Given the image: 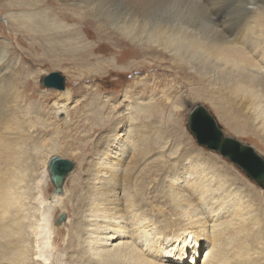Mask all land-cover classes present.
Returning a JSON list of instances; mask_svg holds the SVG:
<instances>
[{
	"label": "rangeland",
	"instance_id": "obj_1",
	"mask_svg": "<svg viewBox=\"0 0 264 264\" xmlns=\"http://www.w3.org/2000/svg\"><path fill=\"white\" fill-rule=\"evenodd\" d=\"M124 2L113 1L111 9L125 8ZM151 10L155 17L178 18L175 5L151 7ZM2 11L13 17V30L5 23ZM98 17L94 19L93 14L75 5L67 6L65 0H0V54H5V63L10 65L6 78L9 86L4 92L7 105L2 102L5 115L0 128V245L7 244L5 240L18 237L13 232L15 229H8L10 224L4 223L11 219L10 214L17 215L14 216L17 222L24 218L27 226L33 225L35 218L32 216L35 210L31 212L30 205L14 206L11 208L13 212L9 209L8 213L5 205L2 206V201L5 202L9 196V188H5L9 173L21 169L17 163L10 164L14 161L13 156L17 155L24 163L23 173V169L28 167L29 172L31 170L34 176L39 177L45 170L44 161L58 155L75 164L65 180L64 194L61 195L67 194L64 212L71 220L67 224L64 221L61 228L53 230L44 264H139L141 261V264H146L143 260L147 258L152 263L177 264L175 250L169 247L172 242L165 241L160 245L162 234L155 235L154 232L150 236L155 237L152 238L154 241L151 239L152 242L147 243L149 236L142 237L143 234L138 232L139 238L136 233L133 236L131 222L136 219L144 221L142 217L147 216L149 224L157 225L153 226L156 231L169 228L165 229L168 235L175 232L173 228L179 226L180 229L192 222L178 223L182 210L186 214L190 212L189 217L205 215L222 203L226 205L222 206L224 209L220 210V218L216 221L223 225L221 238L232 237L229 234L232 215L235 213L236 217H241L244 212L248 220L241 223L243 232L234 240L235 245L243 250L251 249V252L256 248L249 264H254L255 259H258L257 264H264V189L238 165L200 145L189 128L190 113L201 104L216 118L227 136L253 146L264 155V93H256L251 86L264 85V76L247 75L240 68L242 64L238 68L249 83H236L231 73L209 78L198 70H192L190 58L184 56L188 52L194 54L195 60H202L205 49L194 48L186 42L183 44L181 39L170 41L157 34L142 37L144 43H139L138 39L133 42L117 33L121 32L118 28ZM235 44L239 46L238 55L246 65H261L259 57L247 49L248 45L243 46L237 41ZM215 54L220 55V52L212 50L211 55ZM229 58L232 59L231 54ZM52 72H59L64 77V91L49 88L42 82ZM69 89L72 90L71 96L63 100L69 112L59 114L56 100ZM255 98L260 104V116L253 113L251 99ZM12 132L17 138L4 137L6 134L15 136ZM14 150L18 153L13 154ZM9 155H13L12 159ZM101 169L103 174L98 177ZM102 180L110 182L104 183L105 186ZM22 183L20 185L23 186ZM27 188L23 186L20 189L23 196L28 195ZM36 190L32 188L31 195ZM108 190H114L115 194H112L116 197L105 206L100 195ZM23 196L24 201L27 196ZM53 196L54 186L49 181L44 198L50 200ZM113 203L118 216H111L125 217L127 223L123 225H127L128 234L100 246L83 243L81 229L86 225L87 215L104 214L107 210L102 208ZM226 206L230 208L228 214L232 212V215L223 218L228 215L224 213ZM99 208L102 212L97 211ZM60 214L61 209L54 212L58 219ZM258 219L262 221L252 224ZM15 225L19 228L16 222ZM238 229L239 225L234 230ZM207 238V244L196 252L198 262H194L192 250L184 256L186 261L182 264L203 263L205 250L213 245L212 237ZM156 239H160L159 243L152 248ZM124 240L132 241L131 246L135 249L140 242L137 250L141 258L132 256V259L128 253L126 256L121 253L122 248L112 247ZM226 243L221 239L217 242L222 247ZM231 245L230 256L234 254Z\"/></svg>",
	"mask_w": 264,
	"mask_h": 264
},
{
	"label": "bare ground",
	"instance_id": "obj_2",
	"mask_svg": "<svg viewBox=\"0 0 264 264\" xmlns=\"http://www.w3.org/2000/svg\"><path fill=\"white\" fill-rule=\"evenodd\" d=\"M65 1H66L67 6L75 5L76 8L84 10L86 11V13H89L90 15L93 14V17H95L94 19H96L99 16L98 18H101L105 22L107 21V24H109L110 26L118 28L121 32H117V33H119L122 37L126 39H130L133 42H136L135 40L138 39L139 43H144L145 41L142 39V37L148 38L152 34H157V35L165 36L166 39L170 41H178V40L180 41L181 39L180 42L183 44L184 42H186V43H189L190 46L194 48L199 47V48L205 49V54L202 60H195L194 54L192 53L189 54L188 52H186L184 56L190 58L191 60L190 68L192 70L194 71L198 70L201 74H203L204 76H208L209 78L210 76L212 78H215L224 73H231L234 75L233 79L236 81V83L238 84L249 83L248 79L245 78L244 75H242L240 69L238 68V65H242V64L244 65L240 66V68H242L241 70L242 71L244 70V72L247 75H250V76H262L263 75L264 76V0H125L124 4L126 5V7L125 8H115L114 9L115 11L111 9V6H113V1L115 0H65ZM68 2L69 3L71 2V3L68 4ZM162 5L177 6L178 18L153 16L151 7H161ZM107 12L111 14H108ZM2 13L6 17L5 23H7L9 27H12V30H13V27H14L13 17L10 16L6 11L4 12L2 11ZM200 14H203V16L201 17ZM101 16H103L105 19L102 18ZM233 41L235 42L237 41L241 43L243 46L248 45L247 49L252 50L254 54L259 57L261 65H258L256 63L252 65L251 64L246 65L243 58L238 55L239 53L237 51H238L239 46L235 44V42ZM174 50L178 52L177 49L174 48ZM212 50L216 52H220V55L218 54L211 55ZM229 54H231L232 59L229 58ZM4 58H5V54H0V95L2 94L5 95L0 98L1 105H2V102L6 104L5 101L7 100V97H6L5 91L8 89V86H9L6 83V78L8 79V75H9L8 72L10 70L9 68L10 65H6L5 63L6 61L4 60ZM251 86L254 87V89L252 90H255L256 93H260V92L264 93L263 84L260 83L256 86L254 85H251ZM65 92H64L65 94H63V97L61 99H57L56 100L57 102L55 101L57 104L56 106L57 112L59 114L61 113L67 114V111H68V108L66 104L63 103V100L66 101V97L68 96L69 98V96H71L72 90L69 89V90H66ZM7 95L9 94L7 93ZM251 101H252V104L254 105L253 113L260 116L261 108L259 107L260 104H258V100L255 98L254 100L251 99ZM4 110L5 109L3 105L2 107L0 106V128H1V120H3L2 117L5 115V112H3ZM6 125H7V122H6ZM6 125L5 127H7ZM7 130H10V129H7ZM12 133H15V132H12ZM7 135L8 134H6V136L4 137H9V139L17 138L16 133L14 134L16 137L15 136L11 137ZM0 138L2 137L0 136ZM4 144L5 143H3V145ZM14 147L15 146H13V148ZM15 150L13 154L18 153V151L16 152ZM213 151L217 152L221 156H225L221 154L217 149H213ZM24 153H25L24 151H23V154L21 152L22 157L24 156ZM21 154L19 155V157L21 156ZM9 156H11V159H12L13 155H9ZM16 156L17 155L13 156L14 161L11 160L13 162H10V164L13 163L14 165H16L17 163L18 165L21 166V169L19 172L14 171V173L13 172L9 173L8 175L9 179L7 180V183H8L7 186H6V183H4V186H6L5 188L7 187L9 188V196L7 195L8 201L6 200L4 202L3 200L2 206L5 205L6 213H8L9 209L11 212H13L12 209L14 208V206L23 207V206L30 205L31 207L30 211L32 212V210H35L34 215H32V216H35V218L33 220V225L29 224L31 226V229L29 225L28 227L27 224H24V218L21 221L17 222V219H14V216H17L16 214L14 216L10 214L11 219L8 218V221H4L5 224H8V223L10 224L8 226V229L9 228L15 229V231L13 232L17 233L16 235H18V237L11 239V241L5 240L4 242L7 244L0 245V249H1L0 264H36V263H41V262H43L44 264V260L46 259L45 252L50 245L53 230L59 229L63 225V222L61 223L58 222L57 220L58 217L54 215V212L57 209H61L62 213H66L64 211H66L65 196L67 194L65 196H61L64 194V192L62 194L54 193V196L52 197V199L48 200L44 198L45 187L47 186L49 181H51L50 179L51 174L49 172V161L50 160L48 161V158L44 161V165H45L44 172L39 177H36L31 172L30 170L31 168L29 169L30 172L28 171L27 169L28 167H25L23 169L25 171V173H23L22 167L24 163L22 162L20 158H18V156H17L18 159H15ZM25 159L26 158H24L23 160ZM102 172H103L102 169L98 170L97 176L101 177L100 174H103ZM65 180L63 183H65ZM23 181H25L24 184L22 183ZM109 182L110 181L108 180H104L102 184L107 186L106 184ZM20 183H22L23 186H25L26 188L28 187L27 188L28 195L23 196V194H21L20 189H22L23 186L20 185ZM32 188L37 189L36 192H33L34 195H31ZM113 192L114 190H108L107 192H104L103 194L100 195V201L105 206H107L106 204H108L109 201L112 202L113 200H115L113 197H116V196H114L115 192L114 194H112ZM1 193H4V192L2 191ZM6 193L8 194V192ZM10 193L12 194L11 196H10ZM15 193H17V196L13 197ZM107 194H108V197H105V195ZM22 196L23 198L27 196L26 199H28L29 201L26 199L23 201ZM4 199H6V197ZM224 204L225 203H222V205H218L219 207L217 208H216L217 204L216 206L214 205L216 209L214 208L215 210L213 211L208 210L205 215H200L198 213L199 215H191L189 217V214L191 213L187 212L186 214V212L182 210L183 214L180 217H178L177 219L178 223L181 222V224H183L188 221H192V222H190V224H187V225L183 224L184 226L180 229H179V226L177 229L173 228L174 230L172 231H175V232L172 234H168V235H166L165 229L167 228L165 227L163 231H159V229L158 231H156L154 228L157 225L155 223L149 224L148 223L149 221L146 218L147 217L146 215H145L146 217H142V220L144 221H141V220L136 221L137 219L136 220L133 219L134 223L131 222V224H133V227H131L133 236H135L134 234L136 232H138L139 235L143 234L142 237L149 236V238L147 239L149 242L147 243H151L152 241H154L152 238H155L153 236L150 237L152 233L155 232V235L162 234L160 245L165 243V241L172 242L169 247H171V250H175V254L177 255V257H174V260L177 261L176 262L177 264H182L184 261H186V258L184 256H186V254L192 250H194V254H193L194 259H195L194 262L197 263L198 262V259H196L197 250H199L200 246L207 244V242L209 241L207 237H212V242H213L212 248L211 247L209 249L205 248L206 253H205L202 264H249V261L253 259L252 257L253 254L256 253L254 252L256 251V248L253 249V252H254L253 253L250 251L251 250L250 248H249L250 250H243L240 246L236 247L237 245H235V242H234L237 236L242 235L243 226L241 223L248 219L247 217H244L243 215L244 212H242V216L240 214L241 217H236L233 210L232 211L234 215L231 214L232 212L229 215L228 213L230 212V208H227L228 206H226L224 213H227L228 215H224L223 218H227V216L232 215V219H233V222L231 225L232 231L229 233L232 235V237L228 235L226 239H222L221 238L222 231L220 229H222L223 225L222 223L219 224V222H216V221L220 218V210L223 208L222 206H224ZM105 209L107 210V212L104 214L102 213L99 216L95 215L99 213L87 215L89 217L85 220L86 225L85 227H82L81 235L83 237L82 242L85 241V243L88 246L93 245V247H95L96 244L97 246L98 245L100 246L102 244H107V242H111L110 240H113L117 238L118 236H125L126 234H128L127 232H129V230L127 231V228H125L127 225L126 226L123 225L126 222L125 217H120L121 215L119 217H115V215L114 217L111 216L112 214H116V211H117L115 203H113V205H110V207L108 208L106 207L102 208V210H105ZM113 209L115 210L113 211ZM97 211L99 212L100 208ZM236 213L239 214L238 212ZM27 216L28 215H26V217ZM139 216H140V212H139ZM210 218H212V220ZM249 218L251 217L249 216ZM70 220L71 218L67 217L65 224H67V222H69ZM260 220L261 219H258L257 221L253 220L252 224H257L259 223ZM164 221L167 222L166 218ZM211 221H213V223H211ZM15 222L17 223V226H19V228L16 227ZM178 223H176V225ZM176 225H173V226L176 227ZM238 225H239L240 230L238 229L235 231L234 229L235 228L237 229ZM28 229L31 230V233ZM139 235L137 234L136 237L139 238ZM244 238L242 240H244ZM219 239L223 240V242L226 241L227 242L226 246L222 247L221 245H218L217 242ZM158 240L156 239V242L152 244V248L155 247L159 243ZM130 242L132 243V241ZM130 242H126L125 240L124 242L119 241L117 244L116 243L114 245L112 244L113 245L112 247H114V249H116L117 247L122 248L121 253L124 252V255L125 254L127 255L128 253L127 255L128 257L134 256L135 258L136 257L141 258V255L139 251L137 250V248H140L138 246L140 242L138 243V245L136 244L137 245L136 249L133 245H132L133 247L131 246ZM231 242H232V245H231ZM230 245L232 246L231 252L234 253L231 256L229 255ZM126 246L128 248H126ZM143 251L144 250H142V252ZM135 253H137L138 255H136ZM145 254H147V252ZM147 255H150V254H147ZM146 260H143L145 261L146 264H160L157 262L154 263V261L152 263V260H147V261ZM255 260L256 262L253 260V263L257 264L258 259H255ZM141 262L139 264H141ZM191 263L193 262L191 261Z\"/></svg>",
	"mask_w": 264,
	"mask_h": 264
},
{
	"label": "water",
	"instance_id": "obj_3",
	"mask_svg": "<svg viewBox=\"0 0 264 264\" xmlns=\"http://www.w3.org/2000/svg\"><path fill=\"white\" fill-rule=\"evenodd\" d=\"M42 82L47 87L59 91L66 89L64 77L59 72L46 75ZM189 128L200 145L212 150L217 149L264 189V155L259 154L251 145L227 136L222 126L205 106L198 104L194 107L189 116ZM74 167V162L68 158L58 155L51 157L49 172L55 194L64 192L63 182ZM66 218L67 215L62 213L58 222H64Z\"/></svg>",
	"mask_w": 264,
	"mask_h": 264
}]
</instances>
